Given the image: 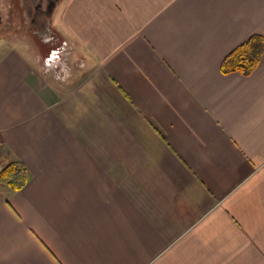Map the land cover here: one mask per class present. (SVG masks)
<instances>
[{
    "label": "crops",
    "instance_id": "crops-1",
    "mask_svg": "<svg viewBox=\"0 0 264 264\" xmlns=\"http://www.w3.org/2000/svg\"><path fill=\"white\" fill-rule=\"evenodd\" d=\"M52 27L66 80L53 48L0 53V171L29 175L0 264H264V51L220 70L264 0H63Z\"/></svg>",
    "mask_w": 264,
    "mask_h": 264
},
{
    "label": "trees",
    "instance_id": "trees-1",
    "mask_svg": "<svg viewBox=\"0 0 264 264\" xmlns=\"http://www.w3.org/2000/svg\"><path fill=\"white\" fill-rule=\"evenodd\" d=\"M263 51V37L252 35L224 57L220 70L223 74L238 73L250 76L257 69ZM28 181L27 169L20 161H11L0 171V185L13 191H20Z\"/></svg>",
    "mask_w": 264,
    "mask_h": 264
},
{
    "label": "rangeland",
    "instance_id": "rangeland-1",
    "mask_svg": "<svg viewBox=\"0 0 264 264\" xmlns=\"http://www.w3.org/2000/svg\"><path fill=\"white\" fill-rule=\"evenodd\" d=\"M8 1L9 0H0V53L3 50H7L11 47H15L19 50H25V48H27L35 51L36 53L38 52V55H41V59H43L44 56L48 53L47 51L44 52V46L53 49L60 46L62 40L53 29L52 25H49L50 31L48 33V36L54 38L55 42L46 45L42 38L37 35V33H35L31 28H28V26H30L29 19H19L17 17H14L12 14H7V11L9 10ZM70 56L71 49H69L67 59L70 58ZM64 65L66 68L61 74L62 76L66 77L64 80H66L67 77L70 76L73 69L77 68V66L80 69L83 68V64L81 62H79L78 65L71 64L70 62L65 63Z\"/></svg>",
    "mask_w": 264,
    "mask_h": 264
},
{
    "label": "flooded vegetation",
    "instance_id": "flooded-vegetation-1",
    "mask_svg": "<svg viewBox=\"0 0 264 264\" xmlns=\"http://www.w3.org/2000/svg\"><path fill=\"white\" fill-rule=\"evenodd\" d=\"M63 0H9L7 14L17 18L29 19L31 28L42 40L52 44L54 38L48 36L52 20ZM1 24V16H0ZM62 44V43H61ZM60 44V46H61ZM60 46L53 49L56 51Z\"/></svg>",
    "mask_w": 264,
    "mask_h": 264
},
{
    "label": "built area",
    "instance_id": "built-area-1",
    "mask_svg": "<svg viewBox=\"0 0 264 264\" xmlns=\"http://www.w3.org/2000/svg\"><path fill=\"white\" fill-rule=\"evenodd\" d=\"M69 49H70V47L67 46L66 42H63L62 46L58 50L51 51L48 59L45 60L44 62L53 61L48 66L54 65L56 67V69H57V67L59 65H62L64 60L67 58L68 53H69ZM58 68H60V67H58Z\"/></svg>",
    "mask_w": 264,
    "mask_h": 264
}]
</instances>
